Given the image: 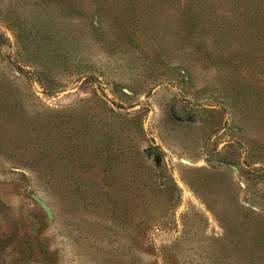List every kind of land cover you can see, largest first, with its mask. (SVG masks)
I'll return each instance as SVG.
<instances>
[{
  "label": "rangeland",
  "instance_id": "1",
  "mask_svg": "<svg viewBox=\"0 0 264 264\" xmlns=\"http://www.w3.org/2000/svg\"><path fill=\"white\" fill-rule=\"evenodd\" d=\"M182 1L0 0V264H264V54L206 55Z\"/></svg>",
  "mask_w": 264,
  "mask_h": 264
},
{
  "label": "trees",
  "instance_id": "2",
  "mask_svg": "<svg viewBox=\"0 0 264 264\" xmlns=\"http://www.w3.org/2000/svg\"><path fill=\"white\" fill-rule=\"evenodd\" d=\"M175 8L192 35L194 44L199 41L197 37L203 31H207L205 32L207 36L212 34L218 45L221 44V47H207L206 55L216 57L230 67L242 69L244 72L250 73L256 68L257 65L252 62L259 54L261 56L264 54V0H183ZM203 42L204 39H200L198 43ZM232 43H237V47H232ZM263 60L261 58L259 63ZM262 63L261 68H264V62ZM259 72L264 75L262 71ZM261 75H256L259 82L264 80ZM261 101L264 104V99L260 100L262 105ZM59 111L51 110L44 119L45 122L40 121L36 128L34 156L39 157L44 163V171L46 166L50 168L52 165L55 172L59 167L57 152ZM259 119L264 117L259 116ZM73 182L67 179V184Z\"/></svg>",
  "mask_w": 264,
  "mask_h": 264
},
{
  "label": "water",
  "instance_id": "3",
  "mask_svg": "<svg viewBox=\"0 0 264 264\" xmlns=\"http://www.w3.org/2000/svg\"><path fill=\"white\" fill-rule=\"evenodd\" d=\"M32 195L36 199V201H38L40 203V205L45 209V211H47V212L50 211L49 206L46 204V202L39 195H37L36 193H33Z\"/></svg>",
  "mask_w": 264,
  "mask_h": 264
}]
</instances>
